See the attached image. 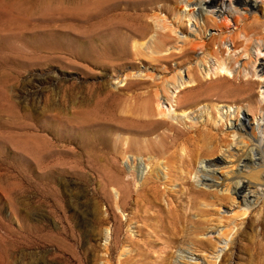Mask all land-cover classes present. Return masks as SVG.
<instances>
[{"label":"rangeland","instance_id":"374dc122","mask_svg":"<svg viewBox=\"0 0 264 264\" xmlns=\"http://www.w3.org/2000/svg\"><path fill=\"white\" fill-rule=\"evenodd\" d=\"M261 1L260 22L247 28L251 36L264 35ZM156 5L0 0V264H264V197L242 216L239 200L232 204L220 190L226 175L214 176L216 187L203 185L195 173L201 161H222L242 132L176 123L170 131L164 126L144 132L146 123L154 122L145 103L164 91V84L146 78L120 82L146 68L160 74L165 65L155 54L137 52L128 40L122 60L111 48L119 31L128 34L152 23ZM176 64L174 58L168 66ZM221 75L232 79L221 82L223 92L209 90L210 77L194 83L202 86L188 91L197 101L194 108L238 102L245 107L231 86L262 82L256 76ZM258 85L246 92L263 101ZM158 135L166 151L159 161L164 173L176 169L169 193H163L164 184L154 189L166 211L138 207L134 196L122 211L114 182L129 174L123 149L130 139L140 145ZM213 148L217 152L211 155ZM170 209L175 226L168 223Z\"/></svg>","mask_w":264,"mask_h":264},{"label":"bare ground","instance_id":"6f19581e","mask_svg":"<svg viewBox=\"0 0 264 264\" xmlns=\"http://www.w3.org/2000/svg\"><path fill=\"white\" fill-rule=\"evenodd\" d=\"M147 1L151 4L158 3L151 10L152 23L145 26L144 30L136 28L130 30L128 34L119 31L111 48H114L117 59L122 60L125 54L124 41L128 40L137 52L144 50L155 54L158 56V62L165 65L160 70V74H150L152 71L149 72L150 70L146 68L127 74L125 79L121 78L120 82L132 78L136 80L146 78L145 80L149 79L155 85L164 84V91L156 92L155 97H152L154 98L152 102L145 103L149 115L154 118L152 122H154L146 123L144 132L155 133L164 126L168 130L170 128L173 130L175 123L189 129L197 125H205L217 131L226 129L242 132L238 133L241 136L232 142L234 148L223 152L225 158L222 161L211 163L201 161V166L195 173L197 180L203 185L212 186L210 185L212 183L216 187L220 185L214 182V176L219 171L226 175L224 185L222 184L220 190L227 194L232 204H236V199L239 200V208L243 210L242 216H245L264 197V100L259 101L255 98V94L246 92L251 90V84H259L258 86L264 93V35L262 37L251 36L252 34L249 35L250 33L247 32L249 26L260 22L257 12L261 0ZM210 29L216 30V34L208 36ZM174 58L177 64L175 68H171L168 63ZM221 73L232 74L234 78L242 75L251 78L256 76L262 82L249 80L244 85L246 89L237 88L236 85H234L235 88L231 86L230 89L229 87L231 93L243 96L240 103L245 102L247 104L245 107L243 104L238 106V102L235 106H217L216 104L215 107L212 106V110L206 107L194 108L197 101L195 102L193 93L188 92L199 87V84L194 87V83H199L200 76L210 77L209 90L219 92L222 89L221 82L232 80L227 76L221 77L223 76ZM215 76H217L216 79ZM182 90H187L188 94L182 97ZM173 94L176 96L173 97ZM202 98L201 101L204 100ZM166 103L170 107H164ZM251 114L254 115L253 121L250 118ZM256 116L259 118L257 119ZM159 138V135L156 140L147 138L140 145V142L133 138L128 141V147L123 149L129 174L127 177L118 176L116 180L114 179L116 204L122 211H125L128 199L133 196L138 207L160 209L163 198L159 199L158 192L154 190L155 185L164 184V194L171 191L168 187L173 183L172 173L176 169L172 168L168 174L164 173L165 167L159 161L166 151L164 147L162 148ZM128 152L131 153V157L127 156ZM216 152L217 149L213 148L210 153L212 155ZM136 154H140L142 158L137 159ZM172 163L171 165L174 166ZM144 170L147 176L140 183L139 179ZM159 194L161 196V193ZM172 209L168 210V223L170 226H175L177 216ZM162 211L164 213L166 210L162 209ZM218 241L221 243L223 239L220 238ZM182 256L184 257L180 253L179 258Z\"/></svg>","mask_w":264,"mask_h":264}]
</instances>
